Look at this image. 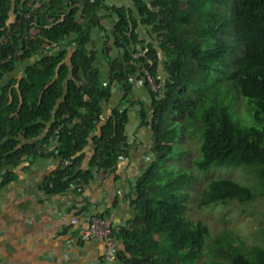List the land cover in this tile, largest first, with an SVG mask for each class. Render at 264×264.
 Segmentation results:
<instances>
[{"label": "trees", "instance_id": "trees-1", "mask_svg": "<svg viewBox=\"0 0 264 264\" xmlns=\"http://www.w3.org/2000/svg\"><path fill=\"white\" fill-rule=\"evenodd\" d=\"M104 1L0 0L2 183L15 176L10 165L23 156L53 157L59 165L46 177L43 191L53 195L74 185L84 192L94 169H111L128 154L131 81L145 82L152 74L160 83L157 92L152 90L149 119L154 155L132 188L133 218L118 231L113 225V235L125 246L118 254L124 264H191L210 235L207 225L185 216L189 195L182 189L194 176L186 170L163 176L160 164L175 151L176 122H186L192 126L188 133L200 137L199 169L250 165L264 195V0H134V8ZM104 9L117 18L110 34L98 21ZM94 24L112 40L110 47L105 42L107 80L89 47ZM140 26L149 40L140 39ZM32 28L38 32L30 33ZM71 43H76L72 52ZM114 49L115 57L110 56ZM136 51L141 55L135 57ZM19 67L23 70L15 77ZM115 83L123 85L125 105L120 102L107 114ZM215 85L224 90L223 100L211 97ZM238 99L249 108L250 120L233 111ZM148 115L142 108V124L149 125ZM57 127L60 144L50 149ZM255 197L248 185L214 178L200 204ZM217 249L224 259L206 264H264V247L258 245Z\"/></svg>", "mask_w": 264, "mask_h": 264}, {"label": "crops", "instance_id": "crops-1", "mask_svg": "<svg viewBox=\"0 0 264 264\" xmlns=\"http://www.w3.org/2000/svg\"><path fill=\"white\" fill-rule=\"evenodd\" d=\"M104 4L109 7H135L134 0H105ZM134 10L139 20L138 12ZM98 13V21L110 34L117 18L107 9ZM104 31L94 24L90 29L89 47L97 52L95 65L104 79H108L110 63L105 55V42L110 47L112 40L105 38ZM37 32L38 29H30L32 34ZM137 33L141 40H149L142 26ZM68 41L74 40L69 38ZM74 49L76 43H71L69 50L72 52ZM117 54L116 49L110 51V56ZM39 55L31 58L30 63L37 60ZM146 82L137 79L131 81L129 99L132 103H129L131 108L126 126L128 154L111 169H94V177L84 192L81 193L74 185L53 195L43 191L46 177L59 165V160L53 157L23 156L17 165H10L15 176L5 184L0 173V264H124L120 259L107 263L103 258V239L85 241L83 233L92 214L112 217L117 231L134 216L132 188L154 155V134L149 120L153 110V89ZM123 96V85L115 83L112 97L105 105L107 114L118 103L125 105ZM142 108L149 114L146 119L149 125L141 123ZM87 150L90 156L93 146H88ZM85 167H88V162ZM74 216L79 218L78 223H72ZM116 243L119 249L124 250L123 243L117 239Z\"/></svg>", "mask_w": 264, "mask_h": 264}, {"label": "rangeland", "instance_id": "rangeland-1", "mask_svg": "<svg viewBox=\"0 0 264 264\" xmlns=\"http://www.w3.org/2000/svg\"><path fill=\"white\" fill-rule=\"evenodd\" d=\"M20 68L16 72L17 76L23 70ZM210 84L211 82L205 86L204 93L208 92ZM214 91L216 92L210 93L211 97L218 101L223 100L224 90L215 85ZM232 106L234 107L232 110L241 119L250 117L249 108L241 99L236 100ZM176 123H179L176 125L179 134L174 141L175 151L161 161L159 173L163 176H170L186 170L194 176L193 182L182 189L189 195L185 216L188 220L204 223L210 230L205 247L201 250L198 259L191 264H206L212 260H223L217 248L228 249L229 246H237L245 249L255 245L264 247V195L261 192L260 177L254 167L213 164L206 170L199 169L195 164V160L201 156L199 134L188 133L192 126L190 127L186 122ZM214 178H231L248 185L253 189L256 197L253 201L243 203L229 200L225 204L201 205L202 192Z\"/></svg>", "mask_w": 264, "mask_h": 264}, {"label": "built area", "instance_id": "built-area-1", "mask_svg": "<svg viewBox=\"0 0 264 264\" xmlns=\"http://www.w3.org/2000/svg\"><path fill=\"white\" fill-rule=\"evenodd\" d=\"M141 55L140 51H136L134 53L135 57H138ZM11 56L3 59L1 63H6L10 61ZM154 92L158 91V87L160 86V83L157 82L154 75H148V78L146 80ZM60 131V127H57L54 131L53 136L51 137V141L49 143L50 149H56L57 145L60 144L58 140V132ZM72 223H78L79 218L74 216L72 218ZM88 227L85 229L83 233V239L85 241H89L95 238L103 239L105 244V249L103 253V258L107 263H114L118 260V254H119V247L117 246L115 236L113 235V219L112 217H103L97 214H92L88 218Z\"/></svg>", "mask_w": 264, "mask_h": 264}, {"label": "clouds", "instance_id": "clouds-1", "mask_svg": "<svg viewBox=\"0 0 264 264\" xmlns=\"http://www.w3.org/2000/svg\"><path fill=\"white\" fill-rule=\"evenodd\" d=\"M158 82V81H157ZM159 83V82H158ZM193 182V181H192ZM191 183V182H190ZM186 186V185H185ZM119 251H120V249H119Z\"/></svg>", "mask_w": 264, "mask_h": 264}]
</instances>
